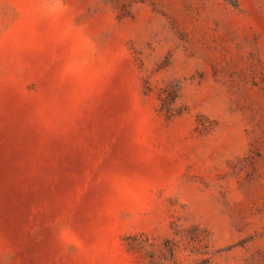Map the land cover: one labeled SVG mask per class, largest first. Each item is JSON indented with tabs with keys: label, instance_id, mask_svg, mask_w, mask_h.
<instances>
[{
	"label": "rangeland",
	"instance_id": "374dc122",
	"mask_svg": "<svg viewBox=\"0 0 264 264\" xmlns=\"http://www.w3.org/2000/svg\"><path fill=\"white\" fill-rule=\"evenodd\" d=\"M0 264H264V0H0Z\"/></svg>",
	"mask_w": 264,
	"mask_h": 264
}]
</instances>
